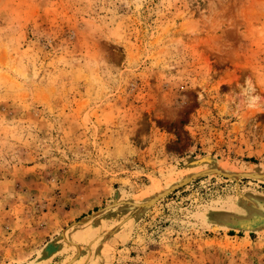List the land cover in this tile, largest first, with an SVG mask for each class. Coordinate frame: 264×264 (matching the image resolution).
<instances>
[{"label": "rangeland", "instance_id": "1", "mask_svg": "<svg viewBox=\"0 0 264 264\" xmlns=\"http://www.w3.org/2000/svg\"><path fill=\"white\" fill-rule=\"evenodd\" d=\"M0 264H264V0H0Z\"/></svg>", "mask_w": 264, "mask_h": 264}, {"label": "bare ground", "instance_id": "2", "mask_svg": "<svg viewBox=\"0 0 264 264\" xmlns=\"http://www.w3.org/2000/svg\"><path fill=\"white\" fill-rule=\"evenodd\" d=\"M166 191H167V190H163V191L159 192L158 194H156V195L154 196V198H155V197L157 198V197L163 195ZM154 198H152L151 200L153 201Z\"/></svg>", "mask_w": 264, "mask_h": 264}, {"label": "water", "instance_id": "3", "mask_svg": "<svg viewBox=\"0 0 264 264\" xmlns=\"http://www.w3.org/2000/svg\"><path fill=\"white\" fill-rule=\"evenodd\" d=\"M160 197V196H159ZM154 198V197H153ZM158 198V197H157ZM156 199V197L153 199V200H155Z\"/></svg>", "mask_w": 264, "mask_h": 264}, {"label": "trees", "instance_id": "4", "mask_svg": "<svg viewBox=\"0 0 264 264\" xmlns=\"http://www.w3.org/2000/svg\"><path fill=\"white\" fill-rule=\"evenodd\" d=\"M229 234H231V232H229Z\"/></svg>", "mask_w": 264, "mask_h": 264}]
</instances>
